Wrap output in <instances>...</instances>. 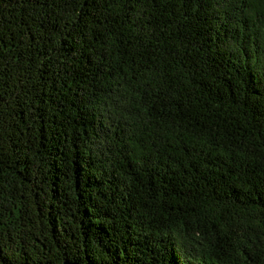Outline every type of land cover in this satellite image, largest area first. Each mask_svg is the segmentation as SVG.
<instances>
[{"label": "trees", "instance_id": "trees-1", "mask_svg": "<svg viewBox=\"0 0 264 264\" xmlns=\"http://www.w3.org/2000/svg\"><path fill=\"white\" fill-rule=\"evenodd\" d=\"M264 264V0H0V264Z\"/></svg>", "mask_w": 264, "mask_h": 264}, {"label": "water", "instance_id": "water-1", "mask_svg": "<svg viewBox=\"0 0 264 264\" xmlns=\"http://www.w3.org/2000/svg\"><path fill=\"white\" fill-rule=\"evenodd\" d=\"M62 264H81V263L78 262V261H74V260L66 259V260L63 261Z\"/></svg>", "mask_w": 264, "mask_h": 264}]
</instances>
